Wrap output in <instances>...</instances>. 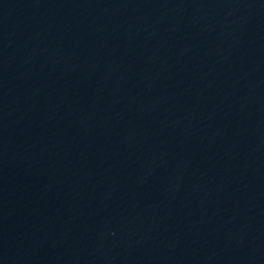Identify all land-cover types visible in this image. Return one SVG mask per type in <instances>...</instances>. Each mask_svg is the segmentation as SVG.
<instances>
[{
    "label": "water",
    "instance_id": "water-1",
    "mask_svg": "<svg viewBox=\"0 0 264 264\" xmlns=\"http://www.w3.org/2000/svg\"><path fill=\"white\" fill-rule=\"evenodd\" d=\"M0 264H264V0H0Z\"/></svg>",
    "mask_w": 264,
    "mask_h": 264
}]
</instances>
